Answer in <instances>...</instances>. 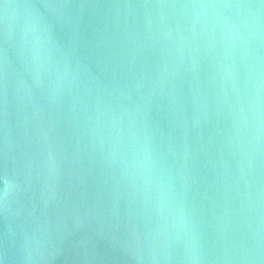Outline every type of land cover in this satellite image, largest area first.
Returning a JSON list of instances; mask_svg holds the SVG:
<instances>
[{
	"label": "water",
	"instance_id": "obj_1",
	"mask_svg": "<svg viewBox=\"0 0 264 264\" xmlns=\"http://www.w3.org/2000/svg\"><path fill=\"white\" fill-rule=\"evenodd\" d=\"M261 3L0 0V264H264Z\"/></svg>",
	"mask_w": 264,
	"mask_h": 264
},
{
	"label": "clouds",
	"instance_id": "obj_2",
	"mask_svg": "<svg viewBox=\"0 0 264 264\" xmlns=\"http://www.w3.org/2000/svg\"><path fill=\"white\" fill-rule=\"evenodd\" d=\"M203 7V6H202ZM224 7H236V8H261L264 7V0L259 5H252V4H236V5H224ZM5 197H7V192L5 193Z\"/></svg>",
	"mask_w": 264,
	"mask_h": 264
}]
</instances>
